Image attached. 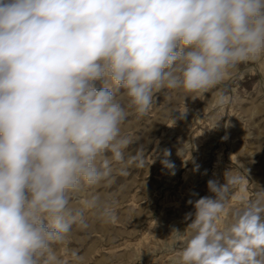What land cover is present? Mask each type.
<instances>
[{
  "label": "clouds",
  "instance_id": "1",
  "mask_svg": "<svg viewBox=\"0 0 264 264\" xmlns=\"http://www.w3.org/2000/svg\"><path fill=\"white\" fill-rule=\"evenodd\" d=\"M261 55L264 0H0V264H66L55 246L89 228L86 212L116 222L90 190L145 166L124 98L143 116L157 92H207ZM239 179L209 180L215 199L173 229L182 264H264V190L217 226Z\"/></svg>",
  "mask_w": 264,
  "mask_h": 264
},
{
  "label": "rangeland",
  "instance_id": "2",
  "mask_svg": "<svg viewBox=\"0 0 264 264\" xmlns=\"http://www.w3.org/2000/svg\"><path fill=\"white\" fill-rule=\"evenodd\" d=\"M242 68L228 69L207 92L161 90L143 116L123 99L128 118L121 132L133 141V154L143 148L145 166H132L129 176L90 190L112 204L116 222L86 212L89 228H74L68 240L55 246L58 257L76 264L70 253L78 249L80 264H182L183 241L172 232L187 229L196 200L215 199L209 180L223 185L225 175L240 178L217 221L221 230L233 222L235 210L256 199L264 190V55L239 63ZM243 74L255 77L250 88L233 84ZM165 149L172 170L161 163ZM87 195L81 193L73 204L81 206ZM188 213L193 216L186 219Z\"/></svg>",
  "mask_w": 264,
  "mask_h": 264
},
{
  "label": "crops",
  "instance_id": "3",
  "mask_svg": "<svg viewBox=\"0 0 264 264\" xmlns=\"http://www.w3.org/2000/svg\"><path fill=\"white\" fill-rule=\"evenodd\" d=\"M233 71H241L244 70V68L238 70V64L234 67L229 68ZM255 77L252 74H243L239 76V78H236L233 80V84L237 85L238 87H243V88H250L252 83L254 82Z\"/></svg>",
  "mask_w": 264,
  "mask_h": 264
}]
</instances>
